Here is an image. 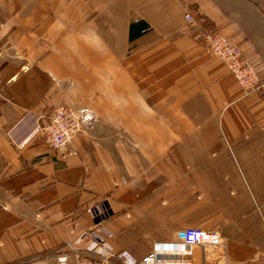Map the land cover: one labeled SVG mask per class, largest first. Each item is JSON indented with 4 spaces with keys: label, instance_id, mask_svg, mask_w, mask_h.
<instances>
[{
    "label": "crops",
    "instance_id": "1",
    "mask_svg": "<svg viewBox=\"0 0 264 264\" xmlns=\"http://www.w3.org/2000/svg\"><path fill=\"white\" fill-rule=\"evenodd\" d=\"M207 29L239 45L264 83V0H0V264H56L63 249L70 264H120L77 241L95 205L100 238L135 260L201 226L170 196L200 165L189 157L213 138L236 154L264 140V86L244 95L196 38ZM60 104L86 115L74 153L42 137L17 146ZM217 257L194 246L191 259Z\"/></svg>",
    "mask_w": 264,
    "mask_h": 264
},
{
    "label": "rangeland",
    "instance_id": "2",
    "mask_svg": "<svg viewBox=\"0 0 264 264\" xmlns=\"http://www.w3.org/2000/svg\"><path fill=\"white\" fill-rule=\"evenodd\" d=\"M249 142L253 148L236 154L222 138L207 140L212 148L189 157V163L200 165L187 177L180 171L184 178L170 195L179 198L182 217L220 232L228 262L264 261V140Z\"/></svg>",
    "mask_w": 264,
    "mask_h": 264
},
{
    "label": "built area",
    "instance_id": "3",
    "mask_svg": "<svg viewBox=\"0 0 264 264\" xmlns=\"http://www.w3.org/2000/svg\"><path fill=\"white\" fill-rule=\"evenodd\" d=\"M184 17L188 24L197 23V19L189 10L185 12ZM196 38L210 55L225 63L229 72L235 76L241 86L244 95L261 93L264 83L259 80L253 64L243 54L239 45L213 29L200 31ZM85 116L84 109L64 104L55 106L47 114L33 120L32 127L27 135L17 143V146H22L30 139L42 137L50 148L62 151V157L67 153H74V150L69 149L68 146L73 137L82 129ZM87 210L95 214L97 223L93 229L84 232L77 241L86 240L84 250L96 257L115 259L120 264H193L191 259L193 247L200 246L203 250V259L210 251H216L217 259L224 260V264H264V261L260 260L228 262L226 245L220 232L199 226L183 228L176 239L155 241L150 251L140 260L131 259L124 253L114 252L98 235L97 225L104 218L100 205L92 206ZM262 220L264 225V215ZM68 257L69 252L63 249L56 256V264H70ZM21 264L34 263L25 261Z\"/></svg>",
    "mask_w": 264,
    "mask_h": 264
}]
</instances>
